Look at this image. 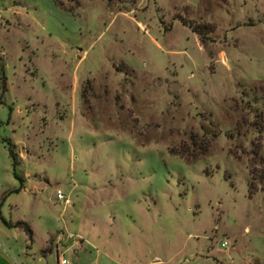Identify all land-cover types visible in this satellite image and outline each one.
I'll return each instance as SVG.
<instances>
[{
	"label": "rangeland",
	"instance_id": "374dc122",
	"mask_svg": "<svg viewBox=\"0 0 264 264\" xmlns=\"http://www.w3.org/2000/svg\"><path fill=\"white\" fill-rule=\"evenodd\" d=\"M258 143L264 0H0V264H264Z\"/></svg>",
	"mask_w": 264,
	"mask_h": 264
},
{
	"label": "trees",
	"instance_id": "16d2710c",
	"mask_svg": "<svg viewBox=\"0 0 264 264\" xmlns=\"http://www.w3.org/2000/svg\"><path fill=\"white\" fill-rule=\"evenodd\" d=\"M70 3H72L74 6L79 5L80 0H68ZM4 80V79H3ZM3 84V89H4V83ZM215 136L208 132V131H203L202 136H197V135H190L187 139V142H183L179 145V147L176 149H169V153L171 155L177 156L180 159H182L186 163H193L197 160H200L201 158L205 157L209 151L210 148L214 142ZM8 147H9V157L12 161L13 164V169H14V176L15 178L19 179V177L15 174V168L17 166L16 162V154L13 150V145L10 143V141H7ZM260 151H261V145L260 143L255 145V148L253 150V161L256 164H260L262 167L264 162H262V158L260 157ZM257 174L255 173L254 170L251 171V182L248 185L249 191L253 190V181L257 180L256 177ZM262 180L264 179V170L258 175ZM20 182L21 179L19 180ZM16 227L22 228L28 235L29 239L32 237L31 230L29 226L26 223L19 222L15 225Z\"/></svg>",
	"mask_w": 264,
	"mask_h": 264
},
{
	"label": "built area",
	"instance_id": "2783aa9c",
	"mask_svg": "<svg viewBox=\"0 0 264 264\" xmlns=\"http://www.w3.org/2000/svg\"><path fill=\"white\" fill-rule=\"evenodd\" d=\"M57 200L59 201L63 200V203L65 205L68 204V200L63 199L62 195L60 194L57 195ZM68 241L75 243V244L77 243V240L75 239V237H73L72 235H65V234H61L59 238L54 240L52 252L54 253V256H55V264H70L69 260L65 256L66 250L68 248L67 247ZM225 246H227V244L224 242L222 244V247H225Z\"/></svg>",
	"mask_w": 264,
	"mask_h": 264
}]
</instances>
